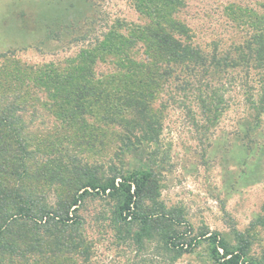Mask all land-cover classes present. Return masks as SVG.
Masks as SVG:
<instances>
[{"label": "trees", "instance_id": "obj_1", "mask_svg": "<svg viewBox=\"0 0 264 264\" xmlns=\"http://www.w3.org/2000/svg\"><path fill=\"white\" fill-rule=\"evenodd\" d=\"M132 4L147 23L138 30L111 28L64 61L36 63L23 57L24 50L0 52V264L88 260L90 241L79 210L87 200L103 197L115 205L114 222L138 227L142 236L161 231L166 246L181 254L193 253L204 240L220 264H264V251L253 257L243 234L234 245L220 233L181 231L186 221L158 200L159 185L144 157L145 146L160 141L166 105L156 104L165 95L174 100L184 93L214 125L229 109L228 92L238 84L259 124L264 116V27H255L232 50L206 52L176 19L182 0ZM104 56L112 59L110 73L97 72ZM44 117H51L60 133L43 136L33 130ZM110 129L118 130L110 133L121 143L116 158L130 156L137 162L132 168L111 162L107 173L71 152L70 147L103 144ZM42 155L47 157L41 163ZM41 185L54 191L36 190ZM259 223L264 225V218Z\"/></svg>", "mask_w": 264, "mask_h": 264}, {"label": "rangeland", "instance_id": "obj_2", "mask_svg": "<svg viewBox=\"0 0 264 264\" xmlns=\"http://www.w3.org/2000/svg\"><path fill=\"white\" fill-rule=\"evenodd\" d=\"M182 1L176 19L206 52L216 47L232 50L244 44L255 27H264V0ZM147 22L132 0H0V52L24 50L23 57L36 63L64 61L96 44L111 28L129 25L138 30ZM143 48L140 45L141 52ZM111 71L112 59L104 56L97 72ZM242 94L238 84L231 88L230 107L214 125L184 93L174 100L163 96L156 104L157 108L166 105L161 108V138L145 146L144 157L159 185L158 200L186 221L181 231L194 236L220 233L234 245L236 236L243 234L252 245V256L260 258L264 251V225L259 223L264 218V116L255 125ZM43 122L32 129L43 136L60 133L51 117ZM66 130L62 132L67 135ZM110 132L118 130L110 129L103 144L70 150L92 165L103 166L107 173L111 162L132 168L137 162L130 156L116 158L121 143ZM46 157H39L40 162ZM52 188L41 185L36 190ZM114 210L106 197L81 205L79 215L85 220L92 255L78 264H220L208 242L203 240L193 253L181 254L166 246L161 231L142 236L138 227L117 224Z\"/></svg>", "mask_w": 264, "mask_h": 264}]
</instances>
